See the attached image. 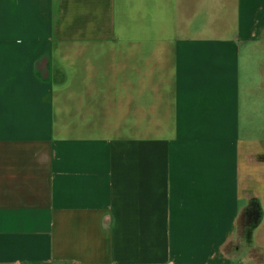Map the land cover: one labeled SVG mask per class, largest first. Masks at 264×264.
Here are the masks:
<instances>
[{
	"label": "crops",
	"instance_id": "1",
	"mask_svg": "<svg viewBox=\"0 0 264 264\" xmlns=\"http://www.w3.org/2000/svg\"><path fill=\"white\" fill-rule=\"evenodd\" d=\"M0 264H264V0H0Z\"/></svg>",
	"mask_w": 264,
	"mask_h": 264
},
{
	"label": "trees",
	"instance_id": "2",
	"mask_svg": "<svg viewBox=\"0 0 264 264\" xmlns=\"http://www.w3.org/2000/svg\"><path fill=\"white\" fill-rule=\"evenodd\" d=\"M247 219L253 223L256 224L260 221L261 218V208L260 205L257 202H252L249 204L247 209Z\"/></svg>",
	"mask_w": 264,
	"mask_h": 264
},
{
	"label": "rangeland",
	"instance_id": "3",
	"mask_svg": "<svg viewBox=\"0 0 264 264\" xmlns=\"http://www.w3.org/2000/svg\"><path fill=\"white\" fill-rule=\"evenodd\" d=\"M246 221V224H248V226H250L251 224H253V223H251L248 219H246L245 220ZM257 224V223H256ZM245 227L244 226H242V225H240V234H242V235H240V239H244V240H247L246 242H248L249 241V239H250V237H249V235L247 234V231L245 232Z\"/></svg>",
	"mask_w": 264,
	"mask_h": 264
}]
</instances>
